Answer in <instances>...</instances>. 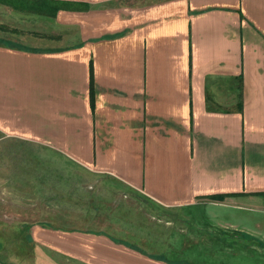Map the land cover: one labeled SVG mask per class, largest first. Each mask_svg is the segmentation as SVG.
<instances>
[{
    "label": "crops",
    "instance_id": "obj_1",
    "mask_svg": "<svg viewBox=\"0 0 264 264\" xmlns=\"http://www.w3.org/2000/svg\"><path fill=\"white\" fill-rule=\"evenodd\" d=\"M0 6L50 20L49 32L35 37L49 45L0 40V146L59 154L116 184L118 198L141 195L161 209L146 214L154 223H182L201 207H261L264 0H0ZM130 218L86 219L100 228L69 229L34 221L26 241L14 236L9 264H174L152 237L134 241L111 232L120 227L115 223L138 222ZM193 225L229 252L235 242L256 246L250 238L264 249L263 234L237 230L235 222Z\"/></svg>",
    "mask_w": 264,
    "mask_h": 264
},
{
    "label": "rangeland",
    "instance_id": "obj_2",
    "mask_svg": "<svg viewBox=\"0 0 264 264\" xmlns=\"http://www.w3.org/2000/svg\"><path fill=\"white\" fill-rule=\"evenodd\" d=\"M18 15L0 6V26L3 27L0 40L4 44L21 47L50 44L35 38L38 32H49L50 20L38 14ZM4 158L3 164L0 163V264H9L12 252L17 253L12 249L14 236L21 238L17 242L26 241L25 231L34 221L43 220L66 229L85 223H90L91 228H100L98 223L86 219L121 217H131L138 222L115 223L124 231L117 227L118 231L112 229V233L134 241L140 234L152 237L150 240L157 242L155 247H161L162 255L174 264H264V249L261 251L257 240L250 238L256 246L247 244V248L235 242L229 252L225 245L214 243L211 237L201 238L199 234L203 233L193 225L235 222L237 230L245 228L244 232L252 230V236L264 235V203L245 210L201 207L185 210L190 219L182 223H154L146 214L161 209L141 195L118 198L116 193L120 187L116 184L69 164L59 154L13 142L0 146V159ZM36 158L43 159V164ZM255 223L262 226L251 228ZM200 229L205 228L202 225ZM263 235L258 237L264 240ZM30 247L29 244V250Z\"/></svg>",
    "mask_w": 264,
    "mask_h": 264
},
{
    "label": "trees",
    "instance_id": "obj_3",
    "mask_svg": "<svg viewBox=\"0 0 264 264\" xmlns=\"http://www.w3.org/2000/svg\"><path fill=\"white\" fill-rule=\"evenodd\" d=\"M0 28H1V26H0ZM10 46L11 47H14V46H16V45H13V44H10ZM219 199H222L223 197L221 196V197H218Z\"/></svg>",
    "mask_w": 264,
    "mask_h": 264
}]
</instances>
